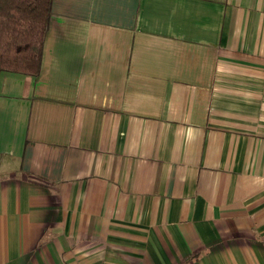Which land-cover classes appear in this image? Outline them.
I'll use <instances>...</instances> for the list:
<instances>
[{"label":"crops","instance_id":"obj_1","mask_svg":"<svg viewBox=\"0 0 264 264\" xmlns=\"http://www.w3.org/2000/svg\"><path fill=\"white\" fill-rule=\"evenodd\" d=\"M0 73V264H264V0H52Z\"/></svg>","mask_w":264,"mask_h":264},{"label":"trees","instance_id":"obj_2","mask_svg":"<svg viewBox=\"0 0 264 264\" xmlns=\"http://www.w3.org/2000/svg\"><path fill=\"white\" fill-rule=\"evenodd\" d=\"M52 0H0V73L36 76Z\"/></svg>","mask_w":264,"mask_h":264}]
</instances>
